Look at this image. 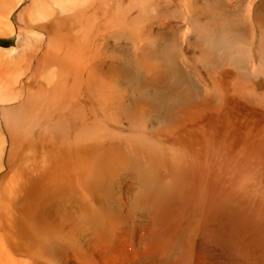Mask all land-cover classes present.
<instances>
[{"label": "bare ground", "instance_id": "1", "mask_svg": "<svg viewBox=\"0 0 264 264\" xmlns=\"http://www.w3.org/2000/svg\"><path fill=\"white\" fill-rule=\"evenodd\" d=\"M262 216L264 0H0V264H227Z\"/></svg>", "mask_w": 264, "mask_h": 264}, {"label": "rangeland", "instance_id": "2", "mask_svg": "<svg viewBox=\"0 0 264 264\" xmlns=\"http://www.w3.org/2000/svg\"><path fill=\"white\" fill-rule=\"evenodd\" d=\"M243 244L241 250L231 243L228 245L227 264H239V261H264V216L261 217V225L257 229L245 231Z\"/></svg>", "mask_w": 264, "mask_h": 264}]
</instances>
